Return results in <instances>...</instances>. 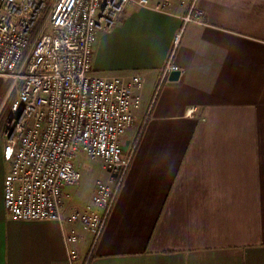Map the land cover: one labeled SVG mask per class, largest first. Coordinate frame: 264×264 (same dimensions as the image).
Segmentation results:
<instances>
[{
    "label": "crops",
    "instance_id": "obj_1",
    "mask_svg": "<svg viewBox=\"0 0 264 264\" xmlns=\"http://www.w3.org/2000/svg\"><path fill=\"white\" fill-rule=\"evenodd\" d=\"M169 60L176 81L162 78ZM92 68L144 83L124 181L94 244L77 226L74 264H264V0L128 8L98 34ZM7 169L0 148V264H69L68 226L8 215Z\"/></svg>",
    "mask_w": 264,
    "mask_h": 264
},
{
    "label": "built area",
    "instance_id": "obj_2",
    "mask_svg": "<svg viewBox=\"0 0 264 264\" xmlns=\"http://www.w3.org/2000/svg\"><path fill=\"white\" fill-rule=\"evenodd\" d=\"M173 1L0 0V78L8 82L0 136L8 165L4 207L13 220L68 226L69 264L77 258V226L94 244L124 181L131 155L123 153L121 138L144 83L137 74L93 70L98 34L111 32L128 8L169 13ZM171 70L169 60L162 78ZM77 159L100 164L105 177L89 205L70 209L64 196L81 178Z\"/></svg>",
    "mask_w": 264,
    "mask_h": 264
},
{
    "label": "rangeland",
    "instance_id": "obj_3",
    "mask_svg": "<svg viewBox=\"0 0 264 264\" xmlns=\"http://www.w3.org/2000/svg\"><path fill=\"white\" fill-rule=\"evenodd\" d=\"M107 64L114 66L115 62L112 58L106 61ZM115 72L113 70H110ZM7 84V82H6ZM7 91V90H6ZM5 97V94H4ZM3 97V99H4ZM3 101V100H2ZM8 104V103H7ZM6 104V106H7ZM0 108V136L3 127V121L5 117V110ZM2 147V141L0 138V148ZM77 166L81 173V178L75 186H71L65 189L64 203L70 209H79L81 204L87 206L93 197V192L96 184V172L101 168V165L95 162L77 159Z\"/></svg>",
    "mask_w": 264,
    "mask_h": 264
},
{
    "label": "water",
    "instance_id": "obj_4",
    "mask_svg": "<svg viewBox=\"0 0 264 264\" xmlns=\"http://www.w3.org/2000/svg\"><path fill=\"white\" fill-rule=\"evenodd\" d=\"M180 73L181 71L176 69V70H171L169 73H168V80L169 81H176L179 76H180Z\"/></svg>",
    "mask_w": 264,
    "mask_h": 264
}]
</instances>
